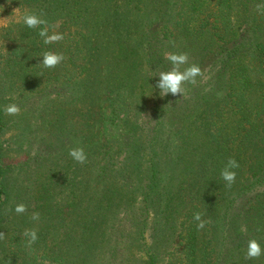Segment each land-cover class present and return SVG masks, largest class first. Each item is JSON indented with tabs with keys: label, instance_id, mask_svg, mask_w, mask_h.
<instances>
[{
	"label": "trees",
	"instance_id": "obj_1",
	"mask_svg": "<svg viewBox=\"0 0 264 264\" xmlns=\"http://www.w3.org/2000/svg\"><path fill=\"white\" fill-rule=\"evenodd\" d=\"M14 1L43 13L64 39L46 45L44 26L17 25L1 69L5 89L44 95L42 125L62 147L74 144L15 198L0 88V240L25 257L13 264H27L31 253L95 264L99 252L124 264L164 256L168 264H208L221 237L244 246L241 224L264 248V0ZM45 51L64 60L45 68ZM167 53L187 55L180 71L201 70L182 95L154 87L173 68ZM74 148L84 149L85 162L69 156ZM229 158L239 164L231 186L220 175ZM14 198L38 219L15 222ZM24 224L37 233L31 245ZM247 264H264V255Z\"/></svg>",
	"mask_w": 264,
	"mask_h": 264
},
{
	"label": "rangeland",
	"instance_id": "obj_2",
	"mask_svg": "<svg viewBox=\"0 0 264 264\" xmlns=\"http://www.w3.org/2000/svg\"><path fill=\"white\" fill-rule=\"evenodd\" d=\"M26 10L31 11L29 7H23L17 4V2H15L14 0H0V88L2 91L1 99H4V107L8 106L9 104L15 103L20 109V111L15 115L8 114L9 116L7 123V133L4 136L7 139L6 146L7 150L9 151L7 162L12 164L13 166L11 167L10 179L14 182L15 186H18L14 190L15 198L17 196V193H19L20 189L24 193H31V189L33 188L30 185L32 179L35 177L36 171L40 170L44 171L45 173H49L54 162L59 158L60 154L65 150V148H69L72 146V144H74L73 140H66V142L64 143L65 146L62 147L61 145L57 144L56 141L50 138L47 129L42 125L41 119L42 116H45L44 95H40L38 93H21L17 89H14L13 91L5 89L7 82L5 77L3 76L1 69L4 64L5 55L9 52V49L14 45L12 37H15L16 34L13 32V30H16L15 27L17 25L23 24L22 16ZM57 27L58 26H56L53 31L56 32ZM59 173V176L63 175L62 172ZM27 197L25 196L24 198ZM15 198L14 200L11 199V201L9 202V210L13 212L12 215L15 222L19 223L23 221L26 217L27 221H33L32 216L35 215V213L29 211L31 210V207L25 206V211L23 213H16L14 211L15 206L23 201V199L15 201ZM120 217L127 220L126 216L122 213ZM132 218L133 216L131 215L129 219ZM132 222L133 220L130 222L124 221V223H122V226H124V228L128 230L130 229ZM118 227L119 226H116V229ZM29 228L30 227L28 224L23 225L24 231ZM119 229L121 230L122 227L120 226ZM62 231L64 230L60 229V232L57 235V237L59 238V242L64 236L62 234ZM238 233H242V240L247 239L243 242L245 243L244 246H237L236 242H230L227 240L225 241V238L223 239V237H221L222 239L217 242L214 256L212 258H208V264H210V262L214 259H217V257L221 256V254L223 256L224 251L229 255L227 258H225V264H247L248 259L245 258L247 243L250 239H253L254 237L250 230L245 229L243 224L240 225ZM145 237L147 239L145 241H147V243H150V227H148ZM121 239L124 240V243L126 244H130L133 240L130 239L129 236H121ZM5 241H7V238L5 237H2V240H0V264H13L16 259L18 263L23 261L25 257L15 256V249L9 247L8 244V248L7 250H5ZM208 250L210 251V247L208 248ZM137 252L133 254L134 258L136 256L137 258L143 257L142 252ZM33 255L34 254L31 253V258L28 259L27 264H61L60 262L49 260L36 261L32 258ZM105 256L106 254L103 255L102 252H99L95 256V264H110L112 262V264H124V260H122L120 257L113 258L112 260L110 254L106 256V259H104ZM168 261L169 257L164 256L160 264H168Z\"/></svg>",
	"mask_w": 264,
	"mask_h": 264
},
{
	"label": "clouds",
	"instance_id": "obj_3",
	"mask_svg": "<svg viewBox=\"0 0 264 264\" xmlns=\"http://www.w3.org/2000/svg\"><path fill=\"white\" fill-rule=\"evenodd\" d=\"M43 13L37 15L31 11H25L22 16L23 24L32 29L37 25H41L39 31V36L43 38L44 44H51L53 42H57L64 39L63 33H58L55 31H51L50 29H54V25L48 24L45 19H42ZM40 64H42L45 68H52L59 64L64 60V56L62 53H54L51 51H45L41 55ZM166 58L172 63L173 68L170 71H162L158 75V80L155 83V88L159 89V94L161 96L167 95L171 93L172 95H176L177 93L183 94V83L188 81L191 83H195V78L200 74L201 70L197 65H191L185 68L183 71L179 70V66L184 64L187 60V55L184 53L176 54V53H167ZM4 111L9 115L17 114L20 109L17 104L12 103L4 108ZM69 156L72 157L78 163H83L86 160V154L83 148H74L69 151ZM239 167L238 162L235 159L229 158L227 164L221 170L220 175L221 178L227 182L228 186L235 181L236 172L233 169ZM16 213H23L25 211V205L17 204L14 208ZM33 220L38 219V215L32 216ZM193 219L197 221L196 227L198 229L204 228L205 221L201 219L200 213H195ZM24 237L27 238V243L31 245L34 243L38 237L37 233L34 229L25 230L23 233ZM264 255V248L261 247L260 243L255 239H250L247 243V250L245 253L246 259H252Z\"/></svg>",
	"mask_w": 264,
	"mask_h": 264
}]
</instances>
